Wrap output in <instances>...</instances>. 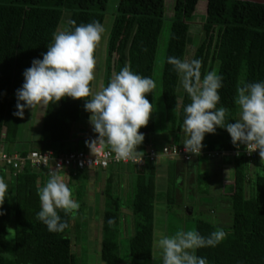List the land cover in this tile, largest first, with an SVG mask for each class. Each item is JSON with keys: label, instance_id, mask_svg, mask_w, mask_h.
<instances>
[{"label": "trees", "instance_id": "1", "mask_svg": "<svg viewBox=\"0 0 264 264\" xmlns=\"http://www.w3.org/2000/svg\"><path fill=\"white\" fill-rule=\"evenodd\" d=\"M110 0H0V149L27 155L33 149L68 152L75 139L74 130L84 110V99L64 98L56 104H47L39 142L41 148H32V140L23 133V119L13 115L16 109V90L23 82V72L34 59H42L54 33L67 15L65 30L93 21L105 23ZM200 0H119L107 40L104 84L125 65L142 77L154 81L160 36L167 20L170 35L162 72V100L164 123L159 126L154 103V90L147 94L153 112L146 127L140 129L149 145L159 131H166L175 141L183 132L184 106L190 97L178 93L180 76L169 57L185 60L194 32L191 28L198 16ZM201 39L193 59L201 61V78L217 68L223 86L219 89L217 107L228 110L226 122L238 119L235 103L237 88L242 81H264V4L241 0H207L203 15ZM75 22L72 24L71 22ZM98 48L95 56L97 59ZM96 71V67H95ZM94 81L92 82L93 88ZM25 114V112H24ZM236 146L226 129L217 128L215 134H206V151H230ZM84 149H87L84 148ZM211 159L208 156H198ZM212 160V159H211ZM219 160V159H217ZM194 161V160H193ZM190 161V162H193ZM233 169V180L227 182L222 193L233 223L227 226L210 219L196 221L195 231L208 237L214 231L226 236L216 247L197 250L208 264H264V170L261 158L250 159L245 153L225 156L219 160ZM175 168L171 165L168 208L176 202ZM59 171H56L58 175ZM65 172V171H64ZM84 172V171H83ZM77 176L70 175L72 178ZM11 176L9 197L5 199V215L0 216V264H80L74 249L73 212L59 210L68 227L62 232H49L38 219L39 191L43 187L41 171L27 164L21 171L0 169V177ZM52 174V173H51ZM48 173V175H51ZM132 199L124 206L121 197L113 192L110 178L103 190L101 259L104 264H138L154 259L157 168L147 162L135 170ZM173 178V179H172ZM209 171H198L196 184L207 183ZM3 180V179H2ZM70 185H72L70 183ZM204 192V191H203ZM207 192L206 194H208ZM82 193L78 192V197ZM132 212L134 226L124 237L123 212ZM9 225L15 232L9 238ZM125 239V241H123ZM127 246L123 250L122 245Z\"/></svg>", "mask_w": 264, "mask_h": 264}, {"label": "clouds", "instance_id": "2", "mask_svg": "<svg viewBox=\"0 0 264 264\" xmlns=\"http://www.w3.org/2000/svg\"><path fill=\"white\" fill-rule=\"evenodd\" d=\"M75 24V22H71ZM107 34L100 21L75 26L73 30L54 33L42 59H34L24 70V82L16 90V109L13 115L23 119L25 109L31 111L64 98L84 99V109L90 113L89 123L98 134V140L89 143L92 150L106 143L117 160H135L143 152L137 151L145 139L140 131L146 127L153 112L147 94L156 87L149 77L134 73L125 65L114 74L106 87L94 91L96 50ZM168 63L181 78V84L190 103L184 106V149L200 155L206 134H215L217 128L226 129L236 147L243 146L251 154L259 153L264 160V81H242L237 88L235 103L239 118L226 122L228 110L217 107L222 76L214 71L201 78V61L169 57ZM9 197L8 185L0 180V216L5 215L3 204ZM38 219L49 232H62L68 225L62 221L59 210L65 214L79 209L72 190L64 180L52 173L39 191ZM224 231H214L208 237L197 231H177L160 234L156 240L161 264H208L197 250L216 247L225 238Z\"/></svg>", "mask_w": 264, "mask_h": 264}, {"label": "rangeland", "instance_id": "3", "mask_svg": "<svg viewBox=\"0 0 264 264\" xmlns=\"http://www.w3.org/2000/svg\"><path fill=\"white\" fill-rule=\"evenodd\" d=\"M119 0H110L108 6V14L104 23V26L107 29V34L100 46L98 47L97 53V63H96V71H95V79L93 90L99 91L103 88L104 84V74H105V65H106V48H107V40L108 35L110 33V29L115 17V11L117 8V3ZM207 0H200L197 13L198 16L195 18V22L192 25V32H194L193 41L190 44L185 61H191L194 55L195 49L198 46L201 39L202 32V22L204 20L203 15L206 13ZM68 22V17L65 15L59 31L66 29V24ZM170 24L171 22L167 20L164 24L159 47L157 51V59L154 73V82L156 87L154 89V103H155V111L159 126L162 127L164 123V103L162 100V72L166 58L167 46L170 35ZM214 72L217 73V68L215 67ZM184 92V89L181 84V78L179 82L178 93L181 95ZM46 105L43 107H39L33 111L30 109H25L24 120H23V133L27 138L32 141L37 140L39 138V133L41 132L42 122H43V113L45 112ZM43 112V113H42ZM83 110L81 114V119L78 122V130L83 128V124L87 123V115ZM90 116V114H89ZM238 117H239V107H238ZM81 125V126H80ZM179 142V140H177ZM32 144V143H31ZM73 149H84L86 148V138L82 139L79 144L71 145ZM213 160V161H212ZM207 159L201 158L199 165L200 171H209V179L207 183H203L200 187L196 184V178L193 174L186 173L183 180L180 179V183L184 182L186 188L183 189L182 192H178L179 186L178 182L175 180L174 184L176 186L175 196L176 202L173 205H169L168 208V191L170 185V177L168 179V187L163 185V187L158 186L157 196H158V206L164 205V209L161 211L164 215H160L158 217L157 222L160 228L165 230L167 235H172L177 231H195L196 221L200 218L210 219L214 221L216 224L222 226H227L231 222L233 223V215H231L230 210L226 207V200L222 197V193L219 190L218 183L220 181L222 184H226L233 180V169H229L230 172H226L225 176H223L222 168L220 166L214 165V160L217 159ZM211 161V162H210ZM264 167V160L260 161ZM51 167H54V163H50ZM213 166V167H212ZM122 167V166H121ZM112 168V167H110ZM109 168L106 177H104V173L102 170L98 171V175H100L98 179L100 182H94L91 175L84 171L80 177L76 178H68L64 177L65 172L59 171L57 172L60 177L65 178L64 182L72 190L73 199L76 200L80 207L73 212V229L71 228V237L74 239V249L78 254V258L80 260V264H104L101 259V243H102V221H103V210L104 206V195L103 190L107 185L108 179L112 176L111 185L113 192L119 195L124 203V206L129 205L132 199V189L135 180V171L129 170L131 174V178L128 177H117L116 172ZM182 168V167H181ZM264 169V168H263ZM198 170V171H199ZM264 172V170H262ZM180 172H183L182 169ZM112 173V174H111ZM133 174V175H132ZM7 176V175H6ZM5 176V178H6ZM189 176V177H188ZM224 177V178H223ZM2 178V177H1ZM117 178V179H116ZM128 178V179H127ZM7 183L9 180H4ZM1 179V180H2ZM173 179V178H172ZM70 183L72 185H70ZM183 186H181L182 188ZM95 188V190H94ZM97 189V190H96ZM81 192V197H78V192ZM95 191V192H94ZM204 191V192H203ZM209 192L208 194H206ZM164 203H163V201ZM167 207V209H166ZM188 207V208H187ZM160 214V212H158ZM133 219L132 212L130 210L124 209L123 212V234L124 237H127L133 228ZM130 231H128V229ZM9 234L8 237L11 239L14 236V226L9 225L8 227ZM125 241V239L123 240ZM123 250L127 248L126 244L122 245ZM159 254V252H158ZM156 254V255H158ZM155 257V256H154ZM138 264H161L160 255L156 256L151 262H139Z\"/></svg>", "mask_w": 264, "mask_h": 264}, {"label": "built area", "instance_id": "4", "mask_svg": "<svg viewBox=\"0 0 264 264\" xmlns=\"http://www.w3.org/2000/svg\"><path fill=\"white\" fill-rule=\"evenodd\" d=\"M98 140V137L90 140ZM89 145V144H88ZM245 153L250 159L260 158L258 151L249 154L243 146L236 147L230 151H206L201 150L198 156H208L211 159H223L225 156L239 155ZM162 154L170 158H179L183 161L190 162L198 156L186 152L184 144H166L162 147ZM160 154L157 149L150 145L146 152L141 154L135 160H117L114 153L111 152L110 147L106 143H100L87 149L73 150L68 152H58L56 150H41L33 149L27 155H22L18 151L13 153L7 152L4 148L0 149V169L5 168L6 171L11 172L21 171L27 164L37 170H45L48 173L56 171H65L69 176H77L80 172L101 168L107 169L111 165L117 164H134L141 166L147 162H156ZM54 163V167L50 163Z\"/></svg>", "mask_w": 264, "mask_h": 264}, {"label": "crops", "instance_id": "5", "mask_svg": "<svg viewBox=\"0 0 264 264\" xmlns=\"http://www.w3.org/2000/svg\"><path fill=\"white\" fill-rule=\"evenodd\" d=\"M84 104H85V101H84ZM46 107H47V105H46ZM84 111H85V109H84ZM85 114L87 115V123L86 124H83V128H81L80 130H78V128H77L78 125L76 126V129L74 130V137H75L76 140L79 139V138H81V137L86 138V147H88V144H89L90 140L93 139V138L98 137V134L93 131L92 125L89 123V114L90 113L86 112ZM43 117H44V115H43ZM40 135H41V132L39 133V136H38L39 138H37V140H35V141L32 142V146H31L32 148H41V144L39 142ZM185 138H186L185 137V134H184V132H182L181 138H180L179 142H177V141H175V139L171 135L168 134V132H166V131H159V132H157V133L154 134V136L152 137V141H151V143L149 145H145L144 146V145L141 144V145L138 146L137 151H140V152L145 153L146 150H147V148L150 145H152V146H154L157 149L158 153L160 154L159 158L155 162V165H156V168H157L156 188H158V186L163 187V185H166V188L168 187V185H169L168 179L170 177L169 170L171 169V165H174V167H176L175 168V178H176L175 180H177V182H178V184H177L179 186V188H177L179 190L178 192H182L183 193V189L186 188V186H185L186 184L184 182H182L181 184H179L180 183L179 182L180 179L182 178V180H183V178L186 175V173L189 172L191 176L194 174L195 175V178H196L197 172H198L199 168L201 167L199 165L200 160L194 159L193 162H186V161H183L182 159H179V158H176V159L175 158H170V157H166L165 155L162 154V147L164 145H166V144H172V143L184 144ZM214 165L220 166L222 168V170H223V172H222L223 176H225V173L226 172H228V171L230 172V170L232 169V167H230L228 164H226L225 162L219 161V160H214ZM110 167H112V168H110ZM110 167L109 168L111 170H113L114 172H116L117 177L122 176V177L131 178L130 177L131 174H130L129 170H132L133 169V171H135L138 166L137 165H134V164H117V165L114 164V165H111ZM109 168H107V169L95 168V169L86 170V172H88L91 175V177L93 178L94 182H100V179H98V178H100L99 177L100 175H98V171L99 170H102L103 173L105 174L104 177H106V176H108L107 175L108 173H106V172H108ZM181 169H182L183 172H180ZM49 177L50 176L48 175V172L47 171L41 170V176L39 178L40 183L44 186L47 183ZM64 177L65 178L66 177L69 178L70 176L66 173ZM10 178H11V176L9 174H7L5 180H10ZM61 178L63 180L65 179L63 177H61ZM110 178H112V176ZM110 178H107V179L109 180ZM1 179L2 178L0 177V180ZM222 182H224V181H222ZM222 182L220 181V183H218V186H219V190H221L220 192L221 193H224V191L226 190V187H225L226 184H222ZM6 184L8 185V183H6ZM181 186H183V187L181 188ZM94 190H95V188H94ZM158 199L159 198L157 196V204H158ZM163 203H164V201H163ZM164 208H165L164 205H161V206H158L157 205L156 206V225H155L156 231H155V247H154L155 257L154 258H156V256L159 255L158 254V250L156 248V240H157V238H158V236L160 234H166L165 230H163L162 228H160V226L158 225V222H157L158 217H160V215H162V216L164 215V213L161 214L162 213L161 211ZM166 209H167V207H166ZM158 212H160V214ZM131 221H133V219ZM133 225H134V223H133ZM127 229H128V227H127ZM128 231H129V229H128ZM156 254H158V255H156Z\"/></svg>", "mask_w": 264, "mask_h": 264}, {"label": "water", "instance_id": "6", "mask_svg": "<svg viewBox=\"0 0 264 264\" xmlns=\"http://www.w3.org/2000/svg\"><path fill=\"white\" fill-rule=\"evenodd\" d=\"M241 1H251V2L263 3L264 4V0H241Z\"/></svg>", "mask_w": 264, "mask_h": 264}]
</instances>
